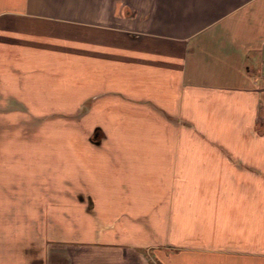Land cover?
<instances>
[{
    "label": "crops",
    "instance_id": "1",
    "mask_svg": "<svg viewBox=\"0 0 264 264\" xmlns=\"http://www.w3.org/2000/svg\"><path fill=\"white\" fill-rule=\"evenodd\" d=\"M0 264H264V0H0Z\"/></svg>",
    "mask_w": 264,
    "mask_h": 264
},
{
    "label": "rangeland",
    "instance_id": "2",
    "mask_svg": "<svg viewBox=\"0 0 264 264\" xmlns=\"http://www.w3.org/2000/svg\"><path fill=\"white\" fill-rule=\"evenodd\" d=\"M59 131L61 132H66L69 130H74V131H83V132H89L93 131L94 128L101 127V125H93V124H70L66 123L65 120L62 119V117H59ZM98 132V131H97Z\"/></svg>",
    "mask_w": 264,
    "mask_h": 264
}]
</instances>
